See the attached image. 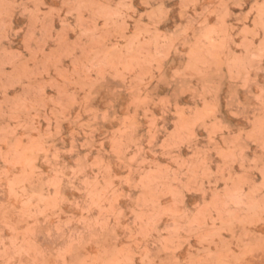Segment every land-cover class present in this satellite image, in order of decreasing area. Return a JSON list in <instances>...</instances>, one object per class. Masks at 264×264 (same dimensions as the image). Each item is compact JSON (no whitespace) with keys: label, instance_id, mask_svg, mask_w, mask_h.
<instances>
[{"label":"clouds","instance_id":"1","mask_svg":"<svg viewBox=\"0 0 264 264\" xmlns=\"http://www.w3.org/2000/svg\"><path fill=\"white\" fill-rule=\"evenodd\" d=\"M23 2L24 0H21V3ZM30 2L38 5L42 3V0H30ZM140 2L146 5L149 0H140ZM200 2L201 0H180V15L182 18L186 17L187 22L183 25L177 24L176 30L168 35L155 30L156 25L167 14L168 10L163 7L140 13L141 17L147 16L151 23H141V20L137 18L134 21L135 28L129 35L126 34L129 29L127 21L132 20L137 13L133 0H115L114 6H112L113 0H63V6L67 8L65 15H75L79 35L76 41H73L72 47L62 55L73 56L75 49L79 48L82 57L73 58V72L66 74L64 79L84 91V97L80 101L82 105H86L91 99L93 86L104 80L106 76H114L127 82L128 91L132 93L130 106L140 108L149 103H158L167 108L169 105L167 97L153 101L142 92L141 86L147 87L148 82L154 78L153 73L160 70L162 62L170 56V53L178 47L186 49L184 52L186 62L173 71L171 79L177 82L181 94L192 93L194 98L198 97L203 102V107L190 108L189 114H185L184 109L178 108L175 113L179 118L176 128L169 134L164 144L160 145L161 148H176L193 140V128L197 124L209 129L208 140L213 144H215L213 137L226 128L219 120L204 124L206 120L213 118L216 112L215 103L205 99L206 95L214 93V86L200 83L207 77L210 69L214 68L217 74L222 69H226L231 79L242 82V87L247 88L249 84L256 87V91L249 92L243 101H236V111L233 113L251 124L249 131L241 130L231 135L225 140L224 147L216 144L213 149H197L189 160L172 156L171 160L177 165L175 169L161 167L157 164L155 167H150L135 182L134 186L142 189L136 200L139 211L135 213L136 220L140 224L138 225L139 231L129 239L134 240L135 236L147 237L155 230V225L161 216H170L173 226L166 229L169 235L163 237L160 243L164 251L172 253L181 246V238L177 234L182 231L187 235H195L201 243L205 241L211 243L212 238L219 236L224 230L223 227H216L217 220L221 222V225H231L233 221L252 224L264 217V85L257 83L256 77L252 75V73L264 72V67H262L264 65V35H261L264 32V0H254L249 10L250 13L255 12L253 26L251 28L245 26L238 33L242 39L235 47L242 49L241 53H236L230 48L234 38L230 34L232 26L225 23V18L229 15L225 0H216L215 4L213 0H207L208 6L200 12H195V5ZM14 6L13 0H0V37L8 27L4 19L10 16ZM190 7L193 8L194 16H186ZM25 11H31L34 18L51 17L53 11L58 13L55 9L41 13L39 7L34 10L25 9ZM212 15L216 16L217 22L210 24L208 17ZM97 21H103V23L98 25ZM256 39L258 43L253 42ZM56 61L59 62V57ZM193 80H197L199 88L192 83ZM61 94L67 97V103L60 101L54 103L61 108L59 117L67 120L66 113L73 104L77 103V100L74 94L65 92L63 88ZM87 111L93 113L92 119L94 120V110L87 109ZM249 112L254 117L253 119H248ZM56 115L53 112V116ZM106 115L105 113L104 116ZM16 118L13 117V119ZM76 119L79 120V114ZM83 126L82 124L81 127ZM155 126L156 118L154 117L149 127L154 129ZM17 127L26 128L29 125L18 124L12 128H0V145L7 146L6 151L0 148V162L4 165L0 167V187H3L6 182L7 195L11 201V203L0 201V224L12 233L8 237L10 243L5 245L2 229H0V264H12L14 257H19L21 254L31 257L29 264H49L47 260H37L36 257L43 254L28 238L32 234L38 216H43L45 221L55 220L53 226L57 233H63L64 229L73 222L83 225L84 231L90 235L89 242L109 229L114 234L115 228L120 226L122 216V212L117 209L116 205L124 193L113 184L110 166L99 156L88 162L87 154H85L84 157L78 156L75 159V167L66 169L53 163L60 158L59 150L49 153L54 146L46 141L54 135L52 131L45 130L43 134L28 136L26 144L21 143V137H16L14 143L9 144V137L15 136ZM135 128V113L127 115L122 121L121 128L117 130L119 135L113 138L112 151L121 163H125L122 157L130 150L126 146L124 137L127 135L129 142L135 143L131 141V133ZM32 131H37V128L32 127ZM59 132L60 121L57 119L55 135ZM154 138L155 133L153 132L152 139ZM152 139L148 141L150 145ZM245 139L252 141L260 149V154L254 155L253 159L248 161V167H245L247 158L244 153L248 147ZM85 146H88V141L82 145V147ZM68 151L74 152L75 148H70ZM142 151L143 149L137 146L136 151L127 158L125 166L128 169V175L121 178L124 183L132 184L131 174L142 171L141 165L152 163L143 157L137 159ZM210 151H215L224 161L223 165L218 166L216 172H210L208 169L206 158ZM40 154H43L44 161L49 164L52 173L46 179L42 177L47 174L41 173L40 169L35 166ZM237 162L242 171L240 174L233 175L232 165ZM133 163L137 165L135 169L131 167ZM16 168L20 171L13 172L12 170ZM93 168L98 171L89 178L85 173ZM181 169H186V171L181 172ZM66 171L70 174L66 175ZM252 171L259 172L262 177L259 183L255 182L254 177L249 176ZM181 175L187 176L189 183H194L198 178L219 177L224 187L217 189V182L213 181L208 189L211 192V199L206 200L194 213L189 214L188 211L181 210L179 207L183 198L172 186L173 182L179 183ZM81 176L83 179L80 180V184L83 187L77 188L73 182ZM65 180L70 188L84 194L83 206L78 201H67L62 195L61 185ZM25 185L28 188L39 190L29 192ZM246 185L249 187L247 191H244ZM187 186L184 185V187ZM47 189L54 191L48 192ZM197 190L205 191L202 184ZM162 195H171L173 203L167 207H161L159 198ZM17 202L21 205L18 210L21 220L24 223H27V220L34 222L28 224L22 231L17 230L16 224L11 222L8 215L9 210ZM66 202L78 209L81 215L79 217L69 216L68 219L61 221L59 219L61 205ZM94 209L97 210V215L91 216ZM213 213H215L214 217ZM110 217L115 219L114 225L109 224ZM177 218L185 223L178 222ZM207 220H211L212 224L206 225ZM96 229L99 231H95ZM73 231H69V243L57 252L56 259L61 264H133V257L137 255L140 256L142 264H153V260L148 257L147 249L133 252L128 245L112 249L103 248L95 255L86 256L83 259L65 260L66 256L72 255L73 244H80L83 240V232H75L76 238L73 239ZM17 237H22V239L18 240ZM184 242L187 241L184 240ZM256 251L264 253V241L254 246L244 244L238 256L226 251L215 254L216 259L213 260L210 259L213 253L205 249L204 255L193 256L189 253L183 261L173 257L160 261V264H229V256L234 257L235 264H249L245 257L252 256ZM51 264H55V260Z\"/></svg>","mask_w":264,"mask_h":264},{"label":"rangeland","instance_id":"2","mask_svg":"<svg viewBox=\"0 0 264 264\" xmlns=\"http://www.w3.org/2000/svg\"><path fill=\"white\" fill-rule=\"evenodd\" d=\"M216 0H213L215 4ZM14 7L11 10L10 16L5 17L4 22L8 25L4 34L0 37V128H12L18 124H26L29 127L16 128L14 137H9V144L14 143L16 137H21V143H28V136H36L43 134L45 130L52 131L54 135L49 138L46 143L53 144L54 148L49 150H59V160L53 163L59 164L66 169L75 167V159L84 157L87 154L88 162L99 156L111 168L110 176L113 177V184L118 186V189L124 193L117 201V209L122 212L120 217V226L113 231L111 229L102 233L96 239L90 240L88 232L84 231L83 225L73 222L68 228H65L63 233H57L54 224L55 220L45 221L43 216L36 217L35 223L32 220H27L24 223L18 215V210L21 207L20 203H16L8 212L11 222L16 224L17 230L22 231L28 224H33L32 234L28 237L37 250L43 255L36 257L37 260H47L49 264L55 260V264H61L56 259L58 250L64 248L68 243V234L72 232L73 239L76 238L75 232H83V240L80 244H73L72 255L66 256L65 260L74 258L83 259L86 256H93L103 248H119L124 245L131 247L133 252H141L147 249L149 259L153 260V264H160V261L175 258L179 261L186 259L191 253L193 256L204 255V250L213 253L210 259L215 260L217 253L230 251L235 256H238L244 244L257 245L264 241V217H261L255 223L241 224L233 221L231 225H221L217 220L216 227H223L224 230L220 235L212 238V242L207 241L201 243L195 235H187L185 232H180L177 235L181 238L180 248L172 253L163 250L160 243L163 237L169 235L166 229L172 227V217L161 216L155 225V230L150 232L147 237L135 236L134 240L129 239L139 231V221L136 220L135 213L139 211L136 205L137 197L141 194L142 189L135 187V182L140 179L144 172L150 167H155L159 164L161 167L175 169L177 165L171 160L172 156H177L183 160H189L192 153L197 149H213L216 144L220 147L225 146V140L231 135L243 130L247 132L251 129V124L246 119L239 115H233L236 111V101H243L249 92L254 93L256 87L249 84L247 88L242 87L240 80L231 79L227 74L226 69H222L219 74L216 70L210 69L207 77L200 83H208L213 85L215 91L212 95H206L205 99L209 102H214L216 112L213 118L206 120L204 124H210L213 120H219L226 128L217 133L213 140L215 144L208 140V131L203 125L197 124L193 128L194 139L176 148L164 149L160 145L168 139L169 134L176 128V122L179 119L175 114L178 108L185 110V114H189L190 108L203 107V102L198 98H194L192 93L181 94L177 82H173L171 77L173 71L181 67L186 62L184 52L186 49L178 47L177 50L170 53L166 58L158 72H154V78L151 79L147 87L141 86L142 92L147 94L153 101H158L161 98L167 97L169 105L165 108L158 103H149L140 108L130 106L132 93L128 91V84L114 76H106L104 80L93 86L91 90V99L86 105H82L84 91H81L78 86L69 84L64 76L73 72V58L81 57V51L76 48L73 56L62 55L72 47L73 41H76L79 35V29L76 28L75 15L66 16L67 8L63 6V0H42V3L36 4L30 0H13ZM113 0L112 6H114ZM254 0H225V7L229 15L225 18V23L231 25L230 34L233 36V43L230 48L236 53H241L243 50L236 48L235 45L240 43L242 37L238 35L240 30L245 26L251 28L255 19V12H249L252 8ZM133 6L137 8V13L132 20H128L129 29L126 34H131L135 28L134 21L139 18L141 23H151L147 16H140V13L148 12L152 9L163 7L167 9V14L156 25V31H161L165 35L176 30V25H183L187 22L186 17L180 15V0H149L148 4H141L140 0H133ZM207 0H201L195 5V12H200L204 7H207ZM39 7L41 13L49 12L50 10H58L52 12L51 17L34 18L31 11ZM87 16V13H85ZM186 16H194L193 8L187 10ZM63 21V23H62ZM210 24L216 23L215 15L208 17ZM103 21H97V24H102ZM50 25V27H48ZM264 35V32L261 33ZM63 37V38H61ZM258 43V39L253 41ZM59 57L57 63L56 58ZM82 58V57H81ZM10 61V62H9ZM264 67V65H262ZM94 75V74H93ZM256 77L259 84L264 85V72L252 73ZM75 79V77H73ZM199 79V78H197ZM192 83L199 88L197 80ZM65 92L75 95L77 100L66 113L68 119L64 120L59 117L61 108L55 101L67 103V97L62 96L61 89ZM41 89L43 90L41 92ZM249 99H251L249 97ZM92 109L95 112V119H92V112L87 111ZM147 109V112H146ZM53 112L57 115L53 116ZM107 114L106 117L104 114ZM135 113L136 128L131 133V141L126 135L124 140L126 146L130 149L124 154L122 159L127 162V158L131 156L139 146L143 151L141 157L151 161V164L141 165L142 171L133 172L130 176L132 184H126L121 179L128 175V169L125 163H121L116 154L112 151L113 138L118 136V129L121 128L122 121L125 116ZM79 114V120L76 119ZM17 117L13 119V117ZM156 118V126L150 129V121ZM47 118V119H46ZM251 113H248V119H253ZM57 119L60 121V132L55 135ZM84 125L81 127V125ZM32 127H36L37 131H32ZM155 133V138L152 139V133ZM152 139L151 145L148 141ZM244 139V137H242ZM85 141H88V146L82 147ZM247 150L244 155L247 158L245 167H248V161L252 160L254 155L260 154L258 145L252 141L246 140ZM75 148L74 152H69L68 149ZM0 148L7 150V146L0 145ZM49 155V159H50ZM207 164L210 172H216L218 166L224 164V161L215 151H210L207 155ZM191 162V161H190ZM0 162V167H3ZM41 173L47 174L42 177L51 176L52 173L49 164L44 161L43 154L37 158L36 165ZM132 168L137 165L133 163ZM13 172H19L16 168ZM98 169H90L85 174L91 178L93 173ZM181 172L186 169H181ZM239 163L232 165L233 175L241 173ZM66 171V175H69ZM227 174V173H226ZM250 177L255 178V182L259 183L262 179L259 172L252 171ZM79 177L73 183L77 188H82ZM216 181V188L222 189L224 184L219 180V177H209L207 179H197L194 183H189L187 176H179V183L173 182L180 197L183 198L182 204L179 205L181 210H186L189 214L194 213L206 200L211 199V192L208 191L209 185ZM35 183V181H34ZM203 185L204 192L198 191V186ZM184 185H188L184 187ZM28 188L27 185H25ZM249 186L244 187V191L248 190ZM38 188H28V191H36ZM166 191V189H163ZM48 192L54 191L47 189ZM61 193L66 197L67 201H78L83 206L84 194L70 188L67 181H63L61 185ZM160 206L167 207L173 203L171 195L160 196ZM0 201L11 203L7 195L6 182L3 187H0ZM147 211V209H146ZM80 211L72 204L64 203L61 205V213L59 219L61 221L68 219L69 216L79 217ZM97 215V210H93L91 216ZM213 217L215 213L212 214ZM178 222L185 223V221ZM20 221L19 223H17ZM206 225H211L212 221L207 220ZM109 224L114 225L115 219L109 218ZM125 225L127 227H125ZM2 229V237L5 245L9 244L8 237L12 233L8 228L0 224ZM130 229V231H129ZM95 231H99L96 229ZM22 239V237H17ZM184 240L187 242L185 243ZM138 244V246H137ZM31 257L21 254L19 257H14L12 264H29ZM249 264H264V253L256 251L252 256L245 257ZM229 264H235L233 256L228 257ZM133 264H142L140 256L133 257Z\"/></svg>","mask_w":264,"mask_h":264}]
</instances>
